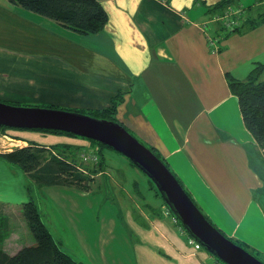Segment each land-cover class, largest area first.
I'll return each mask as SVG.
<instances>
[{"label":"crops","instance_id":"crops-1","mask_svg":"<svg viewBox=\"0 0 264 264\" xmlns=\"http://www.w3.org/2000/svg\"><path fill=\"white\" fill-rule=\"evenodd\" d=\"M99 1L105 26L80 33L0 0V96L79 111L115 100L117 120L169 165L203 213L233 241L264 255V150L228 81L264 65V22L252 25L264 0ZM244 5L238 25L215 19ZM13 135L2 136L33 140ZM58 144L83 152L93 146L86 139ZM15 169L20 181L10 186L25 201L27 177ZM172 214L165 202L131 205L135 264H225L197 248Z\"/></svg>","mask_w":264,"mask_h":264},{"label":"rangeland","instance_id":"rangeland-1","mask_svg":"<svg viewBox=\"0 0 264 264\" xmlns=\"http://www.w3.org/2000/svg\"><path fill=\"white\" fill-rule=\"evenodd\" d=\"M254 1L256 0H252ZM253 5H256V2ZM257 8L263 10L264 4L257 5ZM240 9L244 10L246 15L247 6ZM234 14L239 15V13ZM0 101L75 110V108L56 105L49 106L26 98L0 96ZM7 131L45 145L64 142L78 145L84 139L92 140L66 131L51 132L8 127V129H0V151H10L14 147L26 144L2 136ZM44 150H47L44 152L45 156L56 154L52 148ZM90 152H81V158L78 156L76 158L78 160L84 158L86 163L93 162L95 154ZM105 156L107 163L103 169L100 167L99 170L85 172L92 178L90 180L92 188L89 191L74 185L39 187L29 178H26V185H32L33 198L39 207L42 219L55 239L75 259L83 264H135L136 252L127 224L130 207L136 202L141 207L149 203L161 204L163 200L156 194L147 175L139 167L132 165L126 156L112 148L105 149ZM15 168L20 167L0 158V248L9 253H15L23 245L34 243L33 234L21 207L23 198L17 197L15 190L12 191L10 186V182L20 181V176L14 171L17 170ZM83 184L87 185L88 182L84 180ZM3 195L11 197L16 203L3 200Z\"/></svg>","mask_w":264,"mask_h":264},{"label":"trees","instance_id":"trees-1","mask_svg":"<svg viewBox=\"0 0 264 264\" xmlns=\"http://www.w3.org/2000/svg\"><path fill=\"white\" fill-rule=\"evenodd\" d=\"M12 1L27 9L37 11L45 16L53 18L62 25L73 28L80 33L98 32L105 26L108 20V14L103 4L99 0ZM219 4L221 6L224 5V0H222ZM262 22H264V9L262 12H260V14H258L257 18H254L252 25L256 26ZM235 27H237L235 29H238L239 26ZM263 75L264 65L259 63L247 75L246 78L238 79L229 74L228 81L232 91L238 96L240 109L246 126L252 132L264 150ZM115 110V100H113V104L107 108L95 110L92 109L81 112L117 121ZM0 129L4 130L8 129V127L0 126ZM44 131L55 132L59 130ZM15 137L21 138L18 136ZM89 141L93 144V146L85 152L82 151V148H80L81 146H74L71 148L69 145L65 146L64 144H53L51 148L56 151V154L45 156L44 152L47 150L44 149L47 148L37 145L33 140H28L29 145L19 146L10 151H0V158L4 159L8 163L18 165L20 169L26 174V177L33 180L39 187L43 185H74V187L89 191L92 188L90 182L92 178L87 176L85 172L95 169L99 170L100 167L103 169L107 163L105 149L111 148L110 146L93 139ZM68 150H70V152H68ZM89 151H91V154H95L93 157V162L86 163L84 158V161L82 159L78 160L76 158V156L81 158V152L86 153ZM72 153L74 155H71ZM154 153L158 155L155 151ZM129 161L132 165H135L130 159ZM165 164L169 167L166 162ZM170 170L172 171L171 168ZM172 172L174 173V171ZM176 177L178 178V176ZM84 180L88 182L87 185L83 184ZM178 180L183 185L186 192L198 205L181 180L179 178ZM149 181L151 182L156 194L161 196L155 184L150 179ZM31 186L32 185H26L28 198L22 203L21 207L27 225L33 234L34 243L23 245L15 253H9L5 249L0 248V264H83L81 261L71 256L55 239L54 235L42 219L39 207L33 198ZM202 212L204 211L202 210ZM205 216L213 223L207 214H205ZM236 243L245 247L247 250L264 261V255L259 254L257 251L249 248L246 245H243L239 242Z\"/></svg>","mask_w":264,"mask_h":264},{"label":"water","instance_id":"water-1","mask_svg":"<svg viewBox=\"0 0 264 264\" xmlns=\"http://www.w3.org/2000/svg\"><path fill=\"white\" fill-rule=\"evenodd\" d=\"M0 126L66 131L110 146L148 176L186 231L212 255L225 264H264L215 226L165 162L119 121L76 110L0 101Z\"/></svg>","mask_w":264,"mask_h":264},{"label":"built area","instance_id":"built-area-1","mask_svg":"<svg viewBox=\"0 0 264 264\" xmlns=\"http://www.w3.org/2000/svg\"><path fill=\"white\" fill-rule=\"evenodd\" d=\"M242 10L239 8V7H237V6H233V8H231L229 11H227L226 12V14H220V15H216L215 16V19H221L224 23L226 22L227 24H228V26H231V25H235V24H237L238 25V19L236 18V16H238V14L236 15V14H234V16L232 17V16H230L229 14L231 13H239V15H241L242 14ZM210 43L211 44H215L214 43V40L212 39V40H210ZM168 214L170 213L171 214V212L169 211V210H167L166 211ZM172 217H173V219L175 220V221H177L178 220V218L176 217V215L175 214H172L171 215ZM191 241H193L194 242V244H195V246L197 247V248H200V247H202V244L201 243H199L198 241H196L194 238H192L191 237ZM220 264H221V262H220Z\"/></svg>","mask_w":264,"mask_h":264},{"label":"bare ground","instance_id":"bare-ground-1","mask_svg":"<svg viewBox=\"0 0 264 264\" xmlns=\"http://www.w3.org/2000/svg\"><path fill=\"white\" fill-rule=\"evenodd\" d=\"M183 229H185L184 226H183ZM185 230H186V229H185Z\"/></svg>","mask_w":264,"mask_h":264}]
</instances>
